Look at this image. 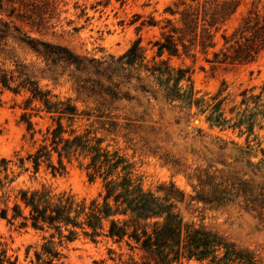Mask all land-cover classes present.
Listing matches in <instances>:
<instances>
[{
    "label": "trees",
    "instance_id": "obj_1",
    "mask_svg": "<svg viewBox=\"0 0 264 264\" xmlns=\"http://www.w3.org/2000/svg\"><path fill=\"white\" fill-rule=\"evenodd\" d=\"M243 1L177 0L165 11L170 17L162 21L151 17L138 27L161 31L151 60H147L141 39L119 58L96 60L31 36V32L42 33L52 28L50 22L60 0H0V53L12 39L44 57L52 66L64 62L99 77L100 81L90 80L91 87L86 89L97 92L103 106L125 98L122 88H132L135 80L134 87L142 92L161 96L169 103L180 102L190 109L202 104L196 99L191 71L173 68L171 58L195 57L199 52L208 63L236 66L256 63L264 55V0L253 2L235 26L225 29ZM140 19L136 15V22ZM142 73L146 76L142 77ZM150 79L153 86L147 83ZM0 88L25 96V110L37 104L36 111L44 112L52 120L41 143L26 159L17 155L15 161L0 156V219L18 229L43 234L44 244L35 251L37 264L61 261L65 258L64 251L81 238L94 243L108 239L126 247L133 255L129 262L121 264H264L257 251L238 246L204 224L187 222L183 210L188 203L200 204L204 211L238 205L264 229L262 167L253 166L248 179L231 173L225 175L224 171H200L190 177L196 184L189 199L174 182L146 187L145 176L134 157L121 149L104 146L108 136L117 131L115 122L102 121L103 114L80 111L72 99H61L43 89L29 68L18 60L12 61L11 68L0 65ZM94 116L97 120L88 128L82 131L72 128L77 121L89 122ZM220 119L218 116L216 122ZM22 121L34 138L38 132L32 116L25 113ZM95 124L101 128H95ZM99 130L106 135L100 137ZM54 155L58 158L57 166L53 163ZM65 160L80 162L89 183H100L97 197L88 199L46 185L36 189L13 187L22 173L29 170L26 162L34 173L47 163L53 176H61L66 171ZM0 264H19L18 257L9 256L8 246L2 242Z\"/></svg>",
    "mask_w": 264,
    "mask_h": 264
},
{
    "label": "rangeland",
    "instance_id": "obj_2",
    "mask_svg": "<svg viewBox=\"0 0 264 264\" xmlns=\"http://www.w3.org/2000/svg\"><path fill=\"white\" fill-rule=\"evenodd\" d=\"M176 1L60 0L58 11L50 22L52 28L42 33L31 32V36L96 60L119 58L141 39L147 60H151L156 52L154 44L161 40V31L151 27L138 30V27L151 17L156 21L170 17L165 11ZM258 1L244 0L225 29L235 26L241 15ZM136 15L141 16L137 22ZM6 45L0 53V65L11 68L13 60L20 61L43 89L61 99H72L80 111L103 114L102 121L117 124L116 133L108 136L104 146L121 149L134 157L145 176L146 187L174 182L189 199L194 195L196 184L190 177L200 171H224L225 175L231 173L244 179L250 178L253 166L262 167L264 172V55L256 63L236 66L208 63L199 52L195 57L171 58L173 68L190 69L196 99L202 102L200 106L193 105L189 109L180 102L169 103L161 96L154 97L134 87L135 80L132 88H122L125 98L103 106L97 92L86 89L91 87L90 80L100 81L99 77L80 72L76 66L64 62L52 66L44 57L12 39ZM141 76L146 75L142 73ZM102 83L109 85L105 80ZM147 83L154 85L153 79ZM35 105L25 110V96H16L0 88V156L15 160L18 155L26 159L41 143L52 120L44 112H37ZM25 113L32 116L38 132L34 138L22 121ZM218 116L220 122H216ZM96 120L94 116L89 122L77 121L72 128L82 131ZM95 128L101 127L95 124ZM105 128L108 129L109 124ZM98 135L104 136L106 132L99 130ZM64 162L66 171L61 176H53L47 163L34 173L26 162L29 170L22 173L13 187L36 189L46 185L88 199L97 197L100 183H89L84 165L75 160ZM53 163L58 165L57 155ZM188 204L183 207L187 222L204 224L238 246L257 251L264 259V229L253 215L238 205L204 211L200 204ZM0 242L7 244L9 256L18 257L19 264H37L35 251L44 244L40 232L18 229L1 219ZM64 254L65 258L54 264H121L129 262L133 255L111 240L101 239L94 243L85 238L71 244ZM135 258L140 260L137 255Z\"/></svg>",
    "mask_w": 264,
    "mask_h": 264
}]
</instances>
